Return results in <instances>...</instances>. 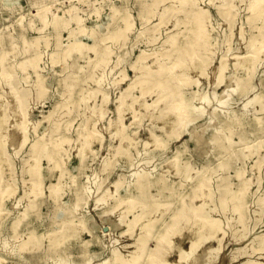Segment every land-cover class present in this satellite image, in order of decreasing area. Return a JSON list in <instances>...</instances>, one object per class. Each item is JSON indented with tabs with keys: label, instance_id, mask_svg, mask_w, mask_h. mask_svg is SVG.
<instances>
[{
	"label": "rangeland",
	"instance_id": "rangeland-1",
	"mask_svg": "<svg viewBox=\"0 0 264 264\" xmlns=\"http://www.w3.org/2000/svg\"><path fill=\"white\" fill-rule=\"evenodd\" d=\"M252 2L196 0V6L209 13V45L196 52L205 61V71L190 68L187 77L180 74L169 85L180 89L198 117L175 137L158 115H150L153 108L140 101L151 103L161 97L157 81L169 78L166 70L158 74L161 64L192 61L187 50L196 28L189 4L183 0L5 4L0 0V133L5 139L0 160L2 264H123L122 257L133 250L140 228L136 225L127 232V220L138 207L122 216L121 199L145 189L154 207L171 199L193 206L201 202L194 195L203 176L209 181L205 188L213 193L206 208L219 220L221 230L204 239L194 258L188 255L190 232L181 223L173 242L183 238L185 256L180 257L174 247L166 255L168 263L206 264L213 255V264H264V51L251 69L237 59L264 44V2L255 10ZM127 19L132 26L116 37ZM222 59L225 69L219 81ZM146 67L154 79L141 82L140 72ZM143 88L149 91L144 97ZM15 91L25 99V116L17 107ZM122 91L130 104L122 113L123 142L115 125L108 128L111 119H119ZM158 105L162 109L165 103L159 100ZM135 115L137 121L132 122ZM22 121L27 124L24 142L18 125ZM90 131L101 138L94 136L82 154ZM152 131L163 144L154 143ZM34 142L46 145L49 153L40 161L41 193L30 197L37 178ZM176 156L178 164L171 165ZM224 161L227 164L221 166ZM239 170L250 185L244 219L237 226L238 211L232 201H222V194L226 180L229 189L238 190ZM3 179L15 186L11 194L3 195ZM53 185L58 188L56 196L51 195ZM153 208L147 215L160 233L174 210ZM65 224L74 227L66 229ZM64 227L69 235L56 244L49 235L61 233ZM237 227L244 237H237ZM31 232L39 237V244L22 249ZM148 245L154 248L156 237ZM115 251L122 254L120 259L114 257ZM232 254L239 256L230 259Z\"/></svg>",
	"mask_w": 264,
	"mask_h": 264
},
{
	"label": "bare ground",
	"instance_id": "bare-ground-1",
	"mask_svg": "<svg viewBox=\"0 0 264 264\" xmlns=\"http://www.w3.org/2000/svg\"><path fill=\"white\" fill-rule=\"evenodd\" d=\"M5 4H10L11 0H3ZM264 2V0H253L252 2V9L255 10L261 4ZM183 3H187L191 6V9L193 11L192 17L193 21L195 22V40L193 45L190 49L187 50V53L192 57V61L182 62L180 60H177L173 65L171 66H165L161 64L158 70V74H161L164 70L167 71V82H162L161 80L157 81L158 86V94L161 96L159 100H163L165 103L164 108L160 109L158 105L159 100H153L151 103H146L143 100L140 101V104L145 105L147 108H153L154 112L150 113L151 116L157 118L164 122L165 126L168 125L170 128V131L172 135L175 137H179L182 135V133L186 130L188 125L195 120L198 117V113L195 111V108L190 104V102L183 96L180 89H177L176 87H173L169 85V82H171L173 79H176L178 75H184L185 77L188 76V71L190 68H196L200 72L205 71V61L202 60L199 55L197 56L196 52L198 49L202 46H208L209 45V33L206 26V19L209 17V13L206 9L200 8L196 6V0H183ZM41 19L46 24V16L44 12H41ZM132 26L131 21L128 19L126 20L125 28L121 31H119L116 34V37H120L125 33V30L129 29ZM175 41V38L173 39ZM253 43V42H252ZM78 45L81 44V41L78 40ZM264 51V44L259 49L253 50L251 53L245 55V56H237V59L240 61V63L247 64L250 69L254 67L255 62L260 57L261 52ZM201 55V54H200ZM197 59V60H195ZM198 61V62H197ZM135 67V66H134ZM225 69V60L222 59L219 67H218V73L217 78L219 81L223 79V72ZM124 79V78H123ZM140 81H146L149 82L154 79L153 75H151L149 68H143L140 72ZM6 81L8 84H11V76L9 73L6 74ZM134 84V81L131 82L127 89L131 88ZM149 91H145L143 88L142 96L144 97L145 94ZM125 92H121L120 96L118 97V105L117 110L119 113V119L118 121L110 120L108 128L112 125H115V134L120 138L121 142H123L126 138V135L124 133V123L122 121V113L124 112L127 107L130 106L128 102L125 100ZM15 99L17 102L18 109L21 110L23 116H25L26 110H25V99L24 97L19 94L17 91H15ZM105 101H107V96H104ZM157 109H159V112H155ZM100 118L103 117V111L100 110ZM137 121V115L134 116V119L132 122ZM21 129V133L23 135V142L26 140V130H27V124H25L24 121L21 123H18ZM57 127V125H56ZM0 128H1V121H0ZM152 139L155 144H163L160 139L154 134V132H151ZM96 136L98 139L101 138V136L96 135L94 131L88 132V136L86 137L85 141L82 144V154L83 151H86L87 148L91 145L93 137ZM65 140V139H64ZM197 145H200V138H196ZM231 141V140H230ZM32 150H33V168L34 173L37 176V178H34L33 180V187L35 190L31 191L30 197H36L41 193V181L39 180V177H41L40 173V161L44 154H48V148L44 144H40L39 142H34L32 144ZM127 152V151H126ZM229 152V151H228ZM5 153V139L4 136L0 133V160L2 159L3 155ZM178 164V157L176 156L171 165H177ZM227 163L226 161L222 162L220 164L221 166H225ZM145 172L139 173V178H142L144 176ZM238 177L240 178V187L237 191H232L228 187L227 180L223 183V194H222V201H232L235 209L238 211L236 225L238 226V223H241L244 219V213H243V207H244V200L245 195L247 192V189L250 185V180L243 177V172L239 170L237 172ZM2 176V172L0 171V179ZM120 180H117L115 182V186L119 184ZM146 183V182H145ZM141 182L142 186L144 188H147V183L145 184ZM207 185H209V181L206 177H201L200 180L197 183V192H195L194 197H198L201 199V202L196 205H188L186 202H183L181 204H176L177 202L175 199L171 200H165L164 202L158 201L156 202V206L154 207L151 202L150 195H146L145 189H141V191L138 194L131 195L126 199H121L119 204H123L125 209L122 211L123 214L126 216L128 212L134 210L138 207V211L134 213L133 217L127 220V232L132 231L136 225H139L140 231L138 236L134 239L132 242L133 250L129 252V254L126 257H122V254L115 251L114 257L116 258H123V264H172L168 263L166 260V255L174 248L178 247L179 250V256L183 257L185 256L184 251L181 249V245L184 242L183 238L179 241V243L173 242V237L175 234L180 232L182 230L180 224L184 223L185 228L188 229L190 232L191 237V243L189 247L188 255H193L195 258L197 256L196 250L198 249L199 245L202 244L204 239L215 236L220 230L221 225L219 223V220L216 218H213L210 213H208V210L206 208V204L208 201L211 200L213 193L209 188H205ZM1 190L4 194H11L15 190V186L12 184L7 183L4 179L1 184ZM58 193L57 185L51 186V195L56 196ZM154 207V208H153ZM162 209V210H174L172 213V217L169 223L165 225L164 228H162L160 233L157 232L154 225V220L149 218L148 211L149 209ZM121 216V217H122ZM19 221L15 223V225H18ZM82 224H85L84 221ZM66 229L68 227L73 228L70 224H65ZM65 227L61 229V233H52L49 236L51 239L54 240L56 244L61 243L62 241L67 238L69 234H67V230H65ZM235 233L237 234L238 238H242L245 236L244 232L240 230V227H237L235 230ZM156 237V245L154 248H150L148 245V241L151 238ZM39 244V237L35 234V232H31L28 236V240L23 241L21 244L22 249L35 247ZM243 251H240L239 254H241ZM239 255L232 254L230 256V259H233ZM215 262V256L210 255L208 258V263L213 264ZM206 263V264H208ZM0 264H2L0 262ZM242 264H247V262H244Z\"/></svg>",
	"mask_w": 264,
	"mask_h": 264
}]
</instances>
